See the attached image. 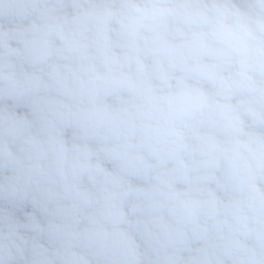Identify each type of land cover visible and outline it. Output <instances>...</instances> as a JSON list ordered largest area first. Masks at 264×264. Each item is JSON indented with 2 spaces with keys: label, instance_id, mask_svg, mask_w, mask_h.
I'll return each mask as SVG.
<instances>
[{
  "label": "clouds",
  "instance_id": "obj_1",
  "mask_svg": "<svg viewBox=\"0 0 264 264\" xmlns=\"http://www.w3.org/2000/svg\"><path fill=\"white\" fill-rule=\"evenodd\" d=\"M0 264H264V0H0Z\"/></svg>",
  "mask_w": 264,
  "mask_h": 264
}]
</instances>
